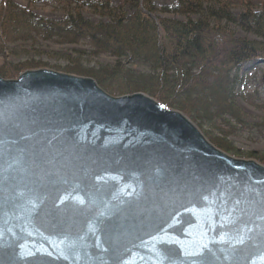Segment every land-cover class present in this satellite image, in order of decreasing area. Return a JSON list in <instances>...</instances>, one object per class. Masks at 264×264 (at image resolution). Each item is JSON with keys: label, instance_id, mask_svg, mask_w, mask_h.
Returning <instances> with one entry per match:
<instances>
[{"label": "water", "instance_id": "obj_1", "mask_svg": "<svg viewBox=\"0 0 264 264\" xmlns=\"http://www.w3.org/2000/svg\"><path fill=\"white\" fill-rule=\"evenodd\" d=\"M0 264H264V165L143 93L0 77Z\"/></svg>", "mask_w": 264, "mask_h": 264}, {"label": "trees", "instance_id": "obj_2", "mask_svg": "<svg viewBox=\"0 0 264 264\" xmlns=\"http://www.w3.org/2000/svg\"><path fill=\"white\" fill-rule=\"evenodd\" d=\"M25 1L63 6L76 2ZM233 1L176 0L168 6H156L154 0H129L130 13L115 11L106 2L99 10L105 20L92 21L75 11L55 21L33 14L10 0H0V52L6 50V45L37 38L58 45H83L94 57L114 58L116 63L111 66L83 68L71 56H63L67 59H61L67 64L73 62L75 68L61 72L92 78L110 95L143 93L167 108L178 109L193 121L204 122L208 126L204 134L218 149L238 156L241 154L227 141L230 136L249 134L250 140L264 141V120L249 122L235 102L240 96L249 103L237 89L241 83L240 67L264 61V6L260 11L246 9L234 14ZM238 1L249 5L253 0ZM89 6L97 9L94 2ZM157 14L196 18L186 21L152 18ZM227 24L257 39L236 38ZM134 65L147 66L151 73L137 75L131 69ZM42 66L22 64L20 70L0 69V77L15 78L23 71L43 69ZM257 95L255 103L260 106L254 107L264 111V92ZM214 132L217 136L210 135ZM248 155L264 165V153Z\"/></svg>", "mask_w": 264, "mask_h": 264}, {"label": "rangeland", "instance_id": "obj_3", "mask_svg": "<svg viewBox=\"0 0 264 264\" xmlns=\"http://www.w3.org/2000/svg\"><path fill=\"white\" fill-rule=\"evenodd\" d=\"M10 1L13 4L18 5L19 7H22L33 14H36L45 19L55 20V21L62 20L63 18L66 17V15H68L69 13H73L75 11H79L85 18L92 21H96L100 19L105 20V18L101 16V12L99 10L101 9L102 4H105L106 2H108L110 7L115 11L130 13L131 10L129 0H76V2H73L71 5H67V6L59 5L57 3H50V4L28 3L25 0H10ZM91 2L92 3L94 2V4L96 5L97 7L96 10L92 9L89 6ZM174 2H176V0H154V4L156 6H168L173 4ZM263 6H264L263 0H253L249 3V5H246L245 2L234 0L232 11L234 14H238L246 9H250L252 11H260V9ZM104 11H108V10L105 9ZM103 14H106V12H103ZM154 18H168V19H177L180 21H186L188 19L195 20L196 17L194 16L187 17V16H179V15H171V14H157L154 16ZM226 26L228 30H230L236 38L247 39V40L257 39L255 36L243 32L233 24H227ZM56 55H58L59 57H56ZM63 56H71L72 58H74V61H78L83 66V68H94V67L98 68L100 65L111 66L116 63V59L105 55H101L98 57L92 56L90 49L83 45H58L52 42L43 41L36 38L30 41H25V42L18 41L15 42L14 44L6 45V50L4 52H0V69L1 71H4V69L8 67H13V68H17L16 70H20V66L22 64L28 66L41 64L44 65L42 66L43 69H48V70L57 69L55 71L59 70V72L63 71L66 68H75L73 62L69 61L67 64L65 61H63L61 58L67 59ZM131 69L137 75L151 73L150 69L144 65H134L131 67ZM17 77L11 79H5V80L16 79ZM240 80L241 83H239L237 89H240V91H242L244 98L249 103L244 101L242 97L237 96L235 101L236 106L237 108H239V110L242 112L244 117L249 122L260 123L264 120V111L259 110L254 106H258V107L260 106L257 103H255L256 99L258 98L257 94L260 95L264 92V64L252 65L251 63H248L241 66L238 76V81ZM236 94H238V91L236 92ZM124 95H130V94H123L116 96L111 95V96L120 97ZM172 110L179 111L178 109H172ZM183 114L200 130V132L204 135V137L210 142L208 136L204 134L206 133V130H208V126L204 124V122H202L203 124L202 123L201 124L203 126L202 128H200L199 127V125H201L200 121L195 122L190 118V116L186 115L185 113ZM216 134L217 133L215 132L210 133V135L212 136H217ZM248 136L249 134H245L243 136H238V137L230 136L227 139V141L230 142L232 144V147L241 155L238 156H233L231 154L229 155L239 160H247V161L253 160L258 162L256 159L249 157L248 154L254 153L258 155L264 153V141L258 139L250 140L248 139ZM210 143L212 144V142Z\"/></svg>", "mask_w": 264, "mask_h": 264}, {"label": "flooded vegetation", "instance_id": "obj_4", "mask_svg": "<svg viewBox=\"0 0 264 264\" xmlns=\"http://www.w3.org/2000/svg\"><path fill=\"white\" fill-rule=\"evenodd\" d=\"M252 65H254V64L252 63Z\"/></svg>", "mask_w": 264, "mask_h": 264}]
</instances>
